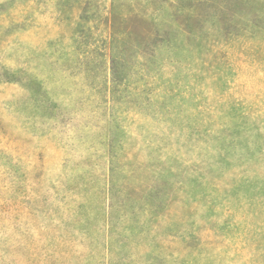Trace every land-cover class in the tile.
I'll return each instance as SVG.
<instances>
[{"label": "rangeland", "instance_id": "obj_1", "mask_svg": "<svg viewBox=\"0 0 264 264\" xmlns=\"http://www.w3.org/2000/svg\"><path fill=\"white\" fill-rule=\"evenodd\" d=\"M0 264H264V0H0Z\"/></svg>", "mask_w": 264, "mask_h": 264}]
</instances>
